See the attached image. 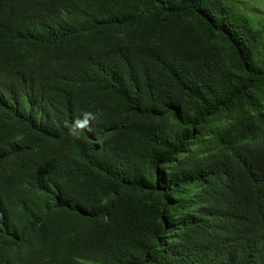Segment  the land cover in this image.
I'll list each match as a JSON object with an SVG mask.
<instances>
[{
  "label": "trees",
  "instance_id": "16d2710c",
  "mask_svg": "<svg viewBox=\"0 0 264 264\" xmlns=\"http://www.w3.org/2000/svg\"><path fill=\"white\" fill-rule=\"evenodd\" d=\"M0 264H264V28L224 0H0Z\"/></svg>",
  "mask_w": 264,
  "mask_h": 264
},
{
  "label": "clouds",
  "instance_id": "9594fccd",
  "mask_svg": "<svg viewBox=\"0 0 264 264\" xmlns=\"http://www.w3.org/2000/svg\"><path fill=\"white\" fill-rule=\"evenodd\" d=\"M102 115L100 110L82 112L80 117L65 125L68 128L69 136L72 137L73 141L83 139L86 131H94V125L100 122Z\"/></svg>",
  "mask_w": 264,
  "mask_h": 264
},
{
  "label": "rangeland",
  "instance_id": "374dc122",
  "mask_svg": "<svg viewBox=\"0 0 264 264\" xmlns=\"http://www.w3.org/2000/svg\"><path fill=\"white\" fill-rule=\"evenodd\" d=\"M245 14L253 25L264 28V0H224Z\"/></svg>",
  "mask_w": 264,
  "mask_h": 264
}]
</instances>
